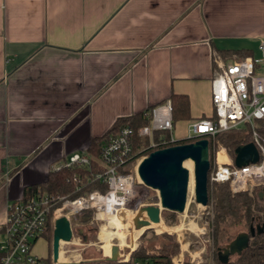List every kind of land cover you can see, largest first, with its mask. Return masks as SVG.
Returning a JSON list of instances; mask_svg holds the SVG:
<instances>
[{"label":"crops","instance_id":"1","mask_svg":"<svg viewBox=\"0 0 264 264\" xmlns=\"http://www.w3.org/2000/svg\"><path fill=\"white\" fill-rule=\"evenodd\" d=\"M261 40L264 0H0V227L24 187L119 118L184 94L185 139L213 115L216 59L259 58Z\"/></svg>","mask_w":264,"mask_h":264},{"label":"built area","instance_id":"2","mask_svg":"<svg viewBox=\"0 0 264 264\" xmlns=\"http://www.w3.org/2000/svg\"><path fill=\"white\" fill-rule=\"evenodd\" d=\"M258 48L259 58L233 55L227 62L216 59L211 82L215 118L191 121L185 138H205L221 131L237 129L245 123L250 125L251 142L259 152V160L237 167L228 150L220 144L208 176L211 183L228 182L232 193L252 192L256 187H264V135L255 128V120L264 119V74L257 70L260 67L264 69V40L260 41ZM147 115V124L136 130L121 127L102 148L98 163L103 170L92 172L90 178L107 184L105 192L94 190L83 196L68 198L39 190L30 197L25 198L21 194L18 199L9 201L5 221L0 227V264H62L52 259L47 263L33 253L34 241L48 221L53 227L57 218L65 216L71 221L87 209H92L94 218L99 219L100 214H115L130 204L138 193V187L143 185L137 174V165L145 155L139 153L148 148L155 150L166 147L177 141L172 136L171 100L151 107ZM157 132L160 136L156 140ZM134 135L148 140L147 147L139 149L138 153L132 151ZM132 159L134 165L127 172L120 171ZM90 161L88 154L74 153L63 167L88 169ZM139 205L135 207V212ZM134 264L153 263L137 261Z\"/></svg>","mask_w":264,"mask_h":264},{"label":"trees","instance_id":"3","mask_svg":"<svg viewBox=\"0 0 264 264\" xmlns=\"http://www.w3.org/2000/svg\"><path fill=\"white\" fill-rule=\"evenodd\" d=\"M236 54L240 58L244 56L243 52L240 51ZM170 100L173 108V124L176 121L187 120L190 118V105L186 95L171 94ZM150 109L151 108H148L146 111L133 116L119 118L104 135L92 137L87 146V153L91 159L89 166H87L89 167L88 169L67 168L62 166L57 170H51L48 172L44 181L24 187L22 195L26 198L34 195L39 190H42L53 196L76 198L86 195L94 190L105 192L108 189L107 184L90 178L92 172L103 170V167L98 163L102 148L109 138L121 127L128 126L136 130L140 126L147 124L149 122L147 112ZM209 118H215V116L212 115ZM255 128L261 135H264V119L255 120ZM251 133L252 129L250 125L245 123L237 129L221 131L214 136H205V138L208 139L210 160L208 176L215 163L214 151L216 150L217 145L221 144L224 146L228 150L230 157L233 158V151L237 146L252 141ZM159 136L160 133H155L156 140ZM194 140H196V138L180 139L167 146L191 142ZM133 141V152L138 153L139 149L147 147L145 146L148 143L146 138L134 135ZM150 151L151 150L145 149L141 153L144 152L145 154H149ZM133 165L134 159L128 161L125 167L121 168L120 171L127 172L128 168ZM207 189L208 205L211 207L212 212L209 228L212 232L213 242L216 245L214 264H264V232L255 234V236L251 237L248 246L240 254H236L234 259L229 260L227 263L220 262L217 257L218 251L227 246L239 233L248 232L250 226L264 225V206L261 205V201L264 200V187H256L252 192L232 193L228 182L211 183L208 179ZM93 215L94 211L92 209H87L84 210L80 216L78 215V219L81 223H87L93 219ZM238 226H245L246 230L236 234L232 239H229L226 244L218 245L220 238H224L228 234L229 229ZM52 231L53 227L51 221H48L43 232L38 237L45 238L48 244V249H50L49 241L51 239ZM157 238L158 237L155 239ZM160 239L161 240L158 244H140L130 252L126 261H110L106 258H102L98 262L89 264H134V262L137 261H147L153 264H174L173 258L178 256L180 250L178 242L169 234H162ZM42 259L49 263L51 257L48 254L47 257ZM79 264L87 263L81 262Z\"/></svg>","mask_w":264,"mask_h":264},{"label":"rangeland","instance_id":"4","mask_svg":"<svg viewBox=\"0 0 264 264\" xmlns=\"http://www.w3.org/2000/svg\"><path fill=\"white\" fill-rule=\"evenodd\" d=\"M261 72L264 74V69L261 70ZM219 145L220 144L217 145L216 150L219 148ZM146 150L152 151V149L149 148ZM139 155L146 156L147 154L140 152ZM186 161L192 162L191 160ZM187 162L184 163L186 168ZM189 175L192 183L191 186L190 183H188L187 206H185L184 212L182 213L162 210L160 221L165 228L159 230L156 227H145L134 239L135 232L138 230L134 227L132 222L133 216L135 215V207L139 204V206L158 205L160 202L158 191L144 184L138 187V193L130 204L114 214V219L126 224L124 226L126 245L119 246L115 238L110 241L111 246L116 245L119 247L118 252H116L118 259L123 260L127 255L129 256L130 252L140 244H158L162 234H169L179 244V254L174 257L180 259L178 262L179 264H214L216 245L213 242L212 232L209 228L210 219L212 218L211 207L209 205L204 207L195 201L193 169L189 172ZM261 205L264 206V200L261 201ZM79 216L70 221L73 235L72 240L69 242L61 241L60 243L61 250L59 262L62 264H79L81 262L89 264L98 262L106 257L104 251L106 248L103 247L104 243L101 240V234L103 230L106 229L110 233L115 231L108 226L110 224L109 217H111V215L104 213L99 219L93 216V219L87 223H81L78 219ZM245 230V226L229 229L228 234L224 238H220L218 245L226 244L229 239H232L236 234ZM156 237L158 238L155 239ZM51 241L52 235L49 241L50 257ZM33 253L42 257L48 255V245L44 237H40L36 240L33 246ZM234 257L235 255L231 256L230 260L234 259ZM189 260L191 261L189 262Z\"/></svg>","mask_w":264,"mask_h":264},{"label":"water","instance_id":"5","mask_svg":"<svg viewBox=\"0 0 264 264\" xmlns=\"http://www.w3.org/2000/svg\"><path fill=\"white\" fill-rule=\"evenodd\" d=\"M233 161L237 167L255 163L259 160V152L253 142L237 146L233 151ZM193 163L195 201L202 206L208 205V171L210 168L209 147L207 138H198L191 142L174 144L152 150L137 165V174L141 182L159 193L158 205L140 206L132 222L135 228L148 227V220L160 222L162 210L184 212L189 183V171L184 161ZM146 216L147 218H144ZM264 232V225L250 226L248 232L239 233L226 247L218 251V260L227 263L230 257L240 254L249 244L251 237ZM72 240L70 221L61 216L54 221L51 241V259L58 260L60 241ZM119 247L111 246L110 261L118 260Z\"/></svg>","mask_w":264,"mask_h":264},{"label":"bare ground","instance_id":"6","mask_svg":"<svg viewBox=\"0 0 264 264\" xmlns=\"http://www.w3.org/2000/svg\"><path fill=\"white\" fill-rule=\"evenodd\" d=\"M220 156H221V153H220ZM187 162V161H184V163ZM183 163V164H184ZM187 166V169L188 171H192L193 169V163L192 162H187L186 164ZM189 183H190V186H191V183H192V180L191 178H189ZM187 206V205H186ZM116 214V213H115ZM111 217H109V222L110 224L108 225L110 228H113L115 231L113 233H110L107 229L106 230H103L102 234H101V240L103 241L104 243V248H106V250L104 249L105 251V254L106 256H110V248H111V240L112 239H117L118 241V245L119 246H123V245H126V235H125V230H124V226L126 225L125 223L123 222H120L115 218V215L114 213L110 214ZM99 217L101 218V214L99 215ZM144 218H147L146 216H144ZM148 227H156L158 228L159 230L162 229V228H165L164 225L162 224V222H158V223H153L151 221L148 220ZM145 228V227H142L140 229H138L136 232H135V236H134V239L140 234V232L142 231V229ZM193 230V229H192ZM61 243V241H60ZM60 246H59V254H58V260L57 262H59V257H60ZM61 263V262H60Z\"/></svg>","mask_w":264,"mask_h":264}]
</instances>
